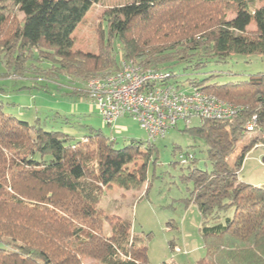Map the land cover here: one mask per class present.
Wrapping results in <instances>:
<instances>
[{"label": "trees", "instance_id": "obj_1", "mask_svg": "<svg viewBox=\"0 0 264 264\" xmlns=\"http://www.w3.org/2000/svg\"><path fill=\"white\" fill-rule=\"evenodd\" d=\"M100 1H0V64L9 70L6 76L52 82L65 77L86 85L112 76L122 61L168 71L173 78L179 76L175 65L199 72L234 54L264 58L259 0H131L107 11L98 48L88 53L76 48L75 32ZM3 2L18 7L22 19L7 14ZM228 11L233 17L227 18ZM252 22L255 28L249 29ZM209 77L185 84L239 110L228 120L186 124L183 132L206 145L212 167L203 175L193 176L194 154L175 148L189 160L174 164L189 170L190 200L202 217L205 253L196 264H264V185L241 178L248 153L264 144V73L213 84ZM71 93L86 97L84 87ZM254 117L257 136L241 147ZM45 126L7 113L0 100V264H151L149 237L133 234L129 220L103 215L100 203L114 184L125 190L146 184L156 142L133 140L118 148L98 131L76 142ZM170 246L175 249L174 242Z\"/></svg>", "mask_w": 264, "mask_h": 264}, {"label": "rangeland", "instance_id": "obj_2", "mask_svg": "<svg viewBox=\"0 0 264 264\" xmlns=\"http://www.w3.org/2000/svg\"><path fill=\"white\" fill-rule=\"evenodd\" d=\"M130 1L101 0L95 5L75 32L76 48L88 53L95 52L98 48L96 42H98L99 33L106 30L107 11ZM1 4L6 6L4 11L7 14L9 12L22 19L23 13L18 10V7L8 2ZM262 4L264 0H259L258 5ZM233 15L227 12V18ZM254 28L255 24L252 22L249 29ZM115 46L120 47L118 43ZM117 59L118 61L121 59L120 51ZM172 69L179 76L173 77L171 82L188 88L190 86L185 84L188 78L203 80L212 74L216 76L209 77L208 84L247 80L251 74L264 73V58L258 55L234 54L227 63L212 62L199 72L185 69L183 65H175ZM8 72L9 70L0 64V100L4 103L7 113L32 124L39 121L48 129L67 132L74 136L76 142L84 141L92 131L101 132L106 137L115 139L118 148H122L133 140L148 139L140 124L129 117L120 118L115 125H105L93 102L86 97L82 98L71 93L74 88H85V84L69 82L65 77L55 82L46 78L12 80L6 76ZM56 113L60 116H55ZM200 124V119L191 121V126ZM185 126L184 121H179L176 128L170 129L165 137L156 142L157 152L148 163V179L143 187L125 190L114 184L110 189L105 190L106 195L100 203L103 215L129 220L133 234L144 238L149 237L147 246L151 264L172 262L196 264L205 253V242L200 233L202 217L197 205L190 200L194 182L191 178L187 180L189 170H183L182 163L174 164L181 161L182 154L179 151L176 152L175 148L181 147L183 152L189 151L195 155L196 167L193 170V176L203 175L211 170L212 166L207 160V148L204 141L184 133ZM256 136L257 132L249 133L241 142V147ZM263 155L264 144L260 142L252 152L248 153L249 157L241 171L243 180L264 185ZM234 158L235 155H232L231 163ZM141 163L140 158L137 164ZM134 168L135 164H132L130 169ZM115 221L116 219L112 220L113 223ZM171 242H174V250L170 246ZM85 264L92 263L86 261Z\"/></svg>", "mask_w": 264, "mask_h": 264}, {"label": "built area", "instance_id": "obj_3", "mask_svg": "<svg viewBox=\"0 0 264 264\" xmlns=\"http://www.w3.org/2000/svg\"><path fill=\"white\" fill-rule=\"evenodd\" d=\"M170 78L168 71L144 69L133 61H122L112 76L87 82L86 98L98 109L105 125L130 117L140 124L151 142L165 137L179 121L190 125L192 119L228 120L239 110L214 95L173 84ZM256 120L254 117L247 123V131H254ZM181 161L189 160L182 156Z\"/></svg>", "mask_w": 264, "mask_h": 264}, {"label": "crops", "instance_id": "obj_4", "mask_svg": "<svg viewBox=\"0 0 264 264\" xmlns=\"http://www.w3.org/2000/svg\"><path fill=\"white\" fill-rule=\"evenodd\" d=\"M261 157H262V155H261ZM263 159H264V155H263Z\"/></svg>", "mask_w": 264, "mask_h": 264}]
</instances>
